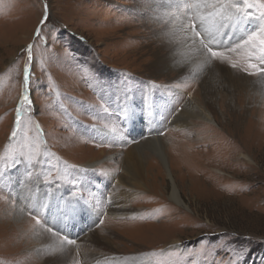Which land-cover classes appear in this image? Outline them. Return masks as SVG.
<instances>
[{
	"label": "rangeland",
	"instance_id": "obj_1",
	"mask_svg": "<svg viewBox=\"0 0 264 264\" xmlns=\"http://www.w3.org/2000/svg\"><path fill=\"white\" fill-rule=\"evenodd\" d=\"M168 1L0 0V264L54 251V264H264V51L243 43L264 27L261 0H204L207 17L217 4L238 14L212 44L195 0L173 5L244 73L236 110L210 71L151 73ZM191 98L215 122L183 114ZM129 151L145 158L144 185L131 186Z\"/></svg>",
	"mask_w": 264,
	"mask_h": 264
},
{
	"label": "bare ground",
	"instance_id": "obj_2",
	"mask_svg": "<svg viewBox=\"0 0 264 264\" xmlns=\"http://www.w3.org/2000/svg\"><path fill=\"white\" fill-rule=\"evenodd\" d=\"M174 2H176V1L175 0H169L167 2V4L162 2V5H164L163 7L165 9H167V12L165 13V18H166V21H168V22L166 24L167 26H165L167 32L165 34L163 33L162 37L160 38V41L163 43L164 46H166L165 50H166L167 54H165L163 57L160 53L158 55H156V59H155L156 62L153 64V66L150 70L151 73L154 75L155 74L156 75H164V74L170 75L171 73L177 72V74H179L181 77L188 79L191 77H196V78L198 77L199 78L204 74L205 71H207V72L210 71L212 74V77L214 76L216 78L215 79L216 86L221 87V88L225 87L228 89V91L230 93L229 98H228L229 102H230L232 108L234 110H236L237 106H236V101L234 98L235 95H234V86L233 85L235 84L236 79H238V78L241 79L244 76V73L235 70L236 68L234 69V67L232 66L234 59L228 60V63L225 62L223 64H220L219 63V61H221L220 58L213 57L211 55V50L204 46V44L202 43V41L200 39L201 37L199 38L198 32H195V29L193 27L188 28L190 30H188L186 28L187 23L185 22L186 20H185L183 14H181L179 10H177L176 13L174 12L176 9L173 6V5H175ZM214 3H215V1H214ZM195 4H196V6L194 7V9L196 12H195V16L193 18L195 20L194 22L197 23L199 20L206 18V23H205L206 25H204L203 29H201V30H209L210 29V31L208 32L209 33V35H208L209 44H212L213 42L216 43L215 41L221 42L223 34L227 30H229L228 26H229L230 21L237 18L238 14H236L233 10L230 9L231 15L225 17L224 16L225 10L222 8L216 7L218 9L216 12H214V13H216V15H214V13H212L210 17H207L202 12L203 8H204V0H195ZM164 8H161V9H164ZM207 34H206V36H207ZM156 35H159L157 33V31H156ZM221 76H223L224 79H225V77H227V80H230L231 82L228 81L229 83H227V85H224L221 81ZM216 86H215V88H216ZM208 88H209V86L206 89H208ZM215 88H213V91L215 90ZM208 98L209 99L206 98V101L211 100L210 97H208ZM198 101H199L198 98H191V101L185 106L186 109L184 108L185 110H183L182 113L186 114L190 110V112H192L193 115L196 117H200V118L202 117L203 119H205L207 121L215 122V120H214L215 118H214V116H212V111L202 107L201 104L198 103ZM152 133L155 134L154 131H152ZM149 143L152 145L154 152H156L159 155L163 166L167 169L168 176L173 181L174 186H173V191H172V195H171L172 201H174V203H176L177 205L184 207L185 209H188L187 205L184 203V201L181 198L179 189L177 188V186L175 184L173 171L170 169L171 166L169 167V165H168L166 153L164 151V147L162 146L160 139L158 137H156L155 139L150 140ZM142 154H144V153H142ZM243 157L248 162H253L250 159V157L244 156V155H243ZM144 160H145V158L142 155H140L139 153L137 154V151H134L132 153H130V151H129V153L127 154L126 159H125V169H126L127 174H129L131 181L134 182L133 183L130 181V183H132L131 186L135 187L137 184L138 185H140V184L144 185L143 178H144V174H145V165H146V162ZM179 161H181L183 163V162H185V158H183L182 160H179ZM185 163H183L184 165L181 168H184V166L187 165ZM126 200H128V199H126ZM128 211H129V208L114 209L115 215L116 214L121 215L124 213H128ZM43 242H46V241H43ZM45 244L48 245V243H45ZM99 245L97 246V245L93 244V246H89V245L88 246L93 248L96 251H99L103 248L102 246H99ZM83 247H87V246H83ZM51 253H52V251H51ZM54 253L55 254L51 255L52 256L51 260L49 259V264H54L52 261L54 260V258L56 257V254H57L55 251H54ZM96 255H93V254L91 255L92 256L91 257L92 262L98 260V255L97 256ZM57 261L58 260L56 259V262ZM64 261H65V258L61 259L59 262L62 263ZM58 263H55V264H58ZM64 263L67 264V262H64Z\"/></svg>",
	"mask_w": 264,
	"mask_h": 264
},
{
	"label": "snow or ice",
	"instance_id": "obj_3",
	"mask_svg": "<svg viewBox=\"0 0 264 264\" xmlns=\"http://www.w3.org/2000/svg\"><path fill=\"white\" fill-rule=\"evenodd\" d=\"M205 7H207V5H204ZM247 8L249 9H253L256 7V4H248L246 3L245 5ZM216 7L218 8H222L224 9V16L227 17V16H230L231 15V12H230V9L235 7V5H232V4H217ZM259 8L261 9L260 13H259V17L258 19H264V0H261V2L259 3ZM238 11H243V9H238ZM214 15H216V13H214ZM259 42V45H260V50L261 51H264V27H260V29L258 31H255L253 33H251L248 38L246 40H244V44L246 45H250L252 46L253 48L256 47V42ZM242 45L240 44H237L236 47H241ZM211 55L213 57H218V58H222L221 57V53L218 52V51H212L211 52Z\"/></svg>",
	"mask_w": 264,
	"mask_h": 264
}]
</instances>
